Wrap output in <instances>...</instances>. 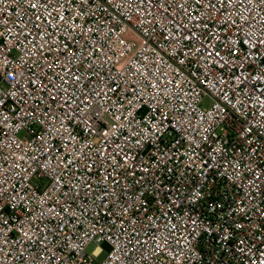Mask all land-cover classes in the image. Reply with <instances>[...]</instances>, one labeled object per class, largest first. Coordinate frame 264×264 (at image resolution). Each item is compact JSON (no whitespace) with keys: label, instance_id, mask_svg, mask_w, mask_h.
<instances>
[{"label":"built area","instance_id":"built-area-1","mask_svg":"<svg viewBox=\"0 0 264 264\" xmlns=\"http://www.w3.org/2000/svg\"><path fill=\"white\" fill-rule=\"evenodd\" d=\"M0 264H264V0H0Z\"/></svg>","mask_w":264,"mask_h":264},{"label":"rangeland","instance_id":"rangeland-1","mask_svg":"<svg viewBox=\"0 0 264 264\" xmlns=\"http://www.w3.org/2000/svg\"><path fill=\"white\" fill-rule=\"evenodd\" d=\"M210 106V100L209 99H204L201 103V107L203 109H207L208 107ZM98 248L102 249V256L98 259V261H101L104 256L110 251V247L107 243H100L99 245L98 244H95V243H92L89 245V247L87 248V252L88 253H92L94 252L95 250H97Z\"/></svg>","mask_w":264,"mask_h":264}]
</instances>
